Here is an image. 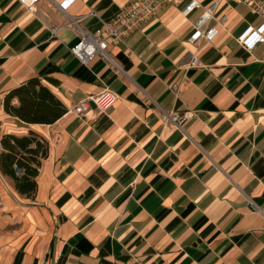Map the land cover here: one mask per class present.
Instances as JSON below:
<instances>
[{"label": "crops", "instance_id": "crops-1", "mask_svg": "<svg viewBox=\"0 0 264 264\" xmlns=\"http://www.w3.org/2000/svg\"><path fill=\"white\" fill-rule=\"evenodd\" d=\"M65 1L0 0V142L32 132L47 141L28 205L0 171V264H264V44H240L264 19L223 4L228 24L194 46L202 10L184 17L168 5L109 45L113 63L86 65L71 52L78 32L62 27L76 19L96 32L135 0ZM191 53L201 66L186 67ZM32 78L67 109L54 124L5 111ZM104 88L114 105L72 113ZM189 110L183 130L164 127L161 111Z\"/></svg>", "mask_w": 264, "mask_h": 264}, {"label": "built area", "instance_id": "built-area-1", "mask_svg": "<svg viewBox=\"0 0 264 264\" xmlns=\"http://www.w3.org/2000/svg\"><path fill=\"white\" fill-rule=\"evenodd\" d=\"M27 8H33L42 0H17ZM51 1V0H49ZM75 0H66L61 6L63 8L71 5ZM244 4L255 15L264 19V0H209L203 2L200 0H135L126 8L116 15L110 21H103L102 27L93 33H88L78 26V20L71 19L64 27H74L78 32L79 41L71 48L72 54L77 57L83 64H90L95 58L101 57L108 63H113L108 54L110 44L123 42L128 36L139 29L145 22L157 15L164 7L168 5L180 6L181 14L184 17L190 16L197 10H202L201 16L193 23L192 33L189 43L194 46H200L204 41L213 40L218 32L219 27L226 26L229 17L226 13L219 15L223 4ZM214 24L212 25V23ZM60 28V29H62ZM60 29L54 30L56 34ZM242 47L252 52L260 44H264V21L256 28H251L243 39L240 41ZM190 62L186 65L189 67H199L201 63L196 54H190ZM171 90L178 96L179 83L171 86ZM118 97L108 88H104L97 94H89L85 99L78 102L71 110L77 116H86L94 109L91 103H94L97 111H105L115 104ZM94 110V111H95ZM196 116L194 111L179 113L176 111H161L160 118L166 129L183 130L186 124L192 121ZM0 151H3L0 142ZM18 174L23 171L15 165ZM3 205V198L0 196V209Z\"/></svg>", "mask_w": 264, "mask_h": 264}, {"label": "trees", "instance_id": "trees-1", "mask_svg": "<svg viewBox=\"0 0 264 264\" xmlns=\"http://www.w3.org/2000/svg\"><path fill=\"white\" fill-rule=\"evenodd\" d=\"M14 98L19 100V106L12 104ZM4 108L11 116L29 124H54L67 112L62 102L41 84L39 78H32L10 92L5 98ZM1 145V172L14 180L15 188L21 195L32 197L37 190L36 178L45 156V144L33 135H5ZM15 165L23 173L18 174Z\"/></svg>", "mask_w": 264, "mask_h": 264}, {"label": "rangeland", "instance_id": "rangeland-1", "mask_svg": "<svg viewBox=\"0 0 264 264\" xmlns=\"http://www.w3.org/2000/svg\"><path fill=\"white\" fill-rule=\"evenodd\" d=\"M30 135H33V136L37 137L40 141H42V142L45 144V147H47V141H46L42 136H40L38 133H34V132H32ZM43 155H44V153H43ZM43 155H42V156H43ZM0 171H1V170H0ZM1 173H2V172H1ZM2 174H3V173H2ZM3 176L6 177L4 174H3ZM0 184H1V182H0ZM14 189H15V191L18 193V197H19V199H20L22 202H24V203H22V202H20V203H22V205H28L29 203H28L26 200H29V199H28L27 197L21 195V194L16 190L15 186H14ZM1 192H2V195H3L4 201L7 200V198H8V193H9V192H8L4 187H1ZM10 195H11V194H10ZM12 198H13V197H12ZM15 201H16V200H15ZM3 203H4V202H3ZM3 206H4V204L2 205V208H3ZM2 208H1V209H2ZM1 209H0V212H1ZM21 210H24V209L22 208ZM15 223H16V220H15L13 223H9V227L13 226ZM0 228H1V227H0ZM6 229H8V228H6V226L3 227V228H1V230H0V236H2L3 232H4ZM0 243H2V242L0 241Z\"/></svg>", "mask_w": 264, "mask_h": 264}]
</instances>
